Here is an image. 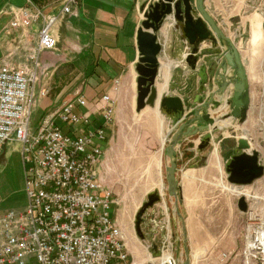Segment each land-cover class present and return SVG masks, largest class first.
Returning <instances> with one entry per match:
<instances>
[{"label": "crops", "instance_id": "1", "mask_svg": "<svg viewBox=\"0 0 264 264\" xmlns=\"http://www.w3.org/2000/svg\"><path fill=\"white\" fill-rule=\"evenodd\" d=\"M29 1L39 6L44 14L58 13L63 3V0ZM156 1L79 0V5L73 7L76 14L68 13L55 26L59 36L57 49L54 52L43 51L39 54L38 60L41 65L38 74L47 69L52 74L57 68L59 70L62 63H69V68L71 67L76 74L75 79L80 82L72 88L69 94H67L66 87L61 89V93L66 92L65 94L68 95L65 101L80 94L84 98L86 97L90 104L101 95L109 94L116 105L114 113L116 121V117L120 115L123 107L128 105L131 108L133 101L136 100L137 72L135 66L140 58L137 34L146 18L147 9ZM207 1L204 0V6L212 15L208 9ZM26 4H28V0H0V62L21 64L16 63L15 60L20 59L26 62L27 56L33 49L30 40L33 38L37 40L40 21L27 28L6 30L13 10ZM177 24L178 22L175 23L172 16H167L158 31V40L163 46V53L159 57L161 72L158 78L161 81L156 86L159 95L168 93L190 100L199 94L203 86L201 82L207 79L211 72L215 74V71L218 70L221 57L211 45H203L199 53L202 56L197 59L198 67L193 72L196 80L194 83L191 82L190 88H188L182 78L192 72L181 68V77L180 73L175 72V67L178 66L177 62L169 58L176 50H181L180 56L183 58L188 54L186 52L188 46L186 41L181 38V31L176 27ZM253 29L256 30V28ZM115 79H118L119 82L117 90L114 88ZM204 85L208 86L207 83ZM212 85L213 90L217 89L218 84L213 80ZM168 88H170L169 91ZM230 89L229 87L224 93L215 95V99L222 100L218 110L211 108L207 110L209 115L218 120L214 122V130L211 128L206 130L211 134L207 148L200 149L197 145L202 134L205 133L191 137L182 136L176 145V175L182 195L178 204L179 215L175 210L174 197L166 193L163 199L173 203L171 214L167 213V208L161 206V203H154L141 216L140 229L143 231V240L152 243L161 242L167 236L168 241L172 244L173 254L182 263L184 260L188 264H192V260L197 256L201 261H199L200 264H223L225 260H229L228 264H244L241 256L244 229L241 227L242 214L237 207L238 195L241 191L237 188L239 185L231 184L228 181V174L225 171L227 162L230 161L236 150L237 139L240 137L234 129L235 126H238V120L233 117L220 119L224 112L230 110L225 103V98L231 94ZM209 91L210 88L205 94L208 95ZM54 101L47 95L38 100L36 105L43 114L40 115V119L56 110L47 112L48 107L53 106ZM151 108L152 113L157 110L158 116L163 118L161 120H163L165 133L161 135L159 141L161 146L164 144L166 146L169 142V138L166 136L172 129L171 120L168 116L160 114L157 107ZM93 117L96 118V124L101 123L99 114ZM208 148L210 152L206 153ZM157 161L158 171L162 176L163 172L165 174V167L169 161L164 154ZM18 166L22 181V193L25 195L21 153ZM104 170V164H102L99 167L100 178L106 185V180L103 178ZM116 177L118 183L120 177L117 173ZM117 192L121 195L117 199L118 203L113 205L112 215H115L120 222L125 240H129L132 238L127 235L130 223L140 207L135 198L133 202H130L125 199L128 198L127 196ZM26 199L25 195V201ZM6 202L14 207L6 208L4 206ZM24 202L21 203L20 199L14 196V192L6 188L0 193V214L8 209L22 208L26 204ZM165 216H168L170 220L169 230L161 234L159 220L164 219ZM223 219L231 222L229 231L227 226L221 228L224 223ZM221 253L227 254L224 260H220ZM169 258L170 254H165L161 258V262L166 263Z\"/></svg>", "mask_w": 264, "mask_h": 264}, {"label": "built area", "instance_id": "2", "mask_svg": "<svg viewBox=\"0 0 264 264\" xmlns=\"http://www.w3.org/2000/svg\"><path fill=\"white\" fill-rule=\"evenodd\" d=\"M79 0H63L58 13L44 14L28 4L13 10L6 30L23 29L40 21L35 47L27 56L32 64L0 62V156L8 141L21 143L24 192L22 208L0 214V264H126L129 257L117 217L118 203L100 178L107 129L114 124L116 105L109 94L89 102L80 94L41 118L35 132L30 115L37 100L47 95L37 89L39 54L57 49V22ZM118 79L114 88L117 90ZM232 88V86H230ZM100 115L96 124L94 115ZM64 126V127H63ZM241 249L244 264H264V217L248 212ZM254 219V220H253ZM169 230L168 216L159 220ZM159 264H181L167 236L158 241ZM152 242L147 245L150 247ZM171 251V252H170ZM227 257L221 253L220 260Z\"/></svg>", "mask_w": 264, "mask_h": 264}, {"label": "rangeland", "instance_id": "3", "mask_svg": "<svg viewBox=\"0 0 264 264\" xmlns=\"http://www.w3.org/2000/svg\"><path fill=\"white\" fill-rule=\"evenodd\" d=\"M207 3L217 25L235 43L241 54L245 69H247V83L249 84L247 117L243 123H238V126H235L234 129L250 143L251 149L248 152L251 154L256 153L259 163L264 165V28L262 23L264 19V0H208ZM252 28H256V30H252ZM35 41L36 38L30 40L33 47H35ZM208 44L210 45V42L205 41L202 46ZM189 51L190 48L188 47L186 52ZM180 54L181 50H176L172 55L173 57L168 56L171 60L177 62L178 66L175 67V72L180 73L181 77V68L192 72L182 78L185 80V82H182L190 88L191 82L194 83L196 80L193 72L198 67V63L196 61L194 67H191L186 62V56L183 58ZM163 58L164 56L162 60ZM15 61L16 63H25L20 59ZM26 63L32 64L27 60ZM38 75L39 81L36 88L39 89L42 86L48 90L47 96L53 101L56 100L53 106L48 107L47 112L60 106L68 97L67 94L80 82V80L77 82L75 79L76 74H74L71 67L69 68L67 62L62 63L59 70L57 68L52 74L47 69L44 72L41 71ZM230 75L232 76V71H230ZM64 87L68 90L67 94H65L66 92L61 93V89H64ZM169 90L170 88H168ZM232 91L231 88L230 93ZM37 103L38 100L30 115V129L33 132L37 130L41 123L40 115H43L38 105H36ZM155 111L152 113V108L149 105L137 111L135 101H133L131 108L128 105L123 107L120 115L116 117L115 123L107 129L108 141L106 145L103 144V147L105 146V154L102 160L105 169L103 178H105L106 185L111 189L116 199L121 195L117 192L119 191L122 195L127 196L128 198L125 199L130 202H133L135 198L140 208L148 193L158 190L161 193V200L157 203H161V206L167 208V213L171 214L173 203L166 202L163 199V196L167 193L165 191L166 179L164 172L163 177L160 175L157 163V160L163 155V146H165V144L161 146L159 141L161 135L165 133L163 131L164 124L161 120L162 117L158 116L157 110ZM221 118L226 119L224 115ZM20 148L21 143L12 140L8 141L2 149L0 193L8 188L23 203L25 195L22 193V181L18 166ZM207 152H210L209 148L206 150ZM116 173L120 177L118 183ZM237 188L241 191L238 198L243 196L247 203V210L240 212L242 214L241 227L244 229L249 222L248 212H252L254 219L259 216L264 217V175L253 180L250 184L239 185ZM4 206L6 208L14 207L8 202L4 203ZM134 221L135 216L130 223L129 233H127L132 238L125 240L127 252H129L126 264H147L151 261L157 263L156 257L160 256L158 248L161 244L155 241L148 247L149 242H145L146 240L144 241L136 233ZM231 225V222L227 220L224 221L221 228L227 226L229 231ZM141 233L143 235L142 230ZM158 233L160 234V231ZM162 233H164V230ZM192 261V264H200L201 262L197 256ZM183 262L185 261L183 260ZM228 262L229 260H225L223 264H228Z\"/></svg>", "mask_w": 264, "mask_h": 264}, {"label": "water", "instance_id": "4", "mask_svg": "<svg viewBox=\"0 0 264 264\" xmlns=\"http://www.w3.org/2000/svg\"><path fill=\"white\" fill-rule=\"evenodd\" d=\"M146 18L143 20L137 34L139 46V60L135 66L136 79V110L143 109L146 105L157 108L159 113L168 116L171 120L172 129L166 138L169 142L163 148V154L168 158L169 164L165 167L166 191L174 197L176 213L179 215V202L182 198L177 179V152L176 145L182 136H193L202 134L197 145L200 149H206L209 145L211 134L206 132L208 128L214 130V117L209 115L208 108L218 110L222 100L215 99L232 86V93L225 98L229 106V112L224 113V118H236L241 124L246 120L249 105L247 69L242 61L241 54L235 43L224 34L217 25L213 16L206 10L204 0H157L147 9ZM167 16H172L174 22H178L177 28L181 31V38L186 41L190 51L187 54L186 62L194 67L199 57L201 46L204 41L210 42L212 48L220 54V64L215 74L209 75L201 82L202 88L199 94L188 98H181L178 95L168 93L158 96L156 79L160 73L159 57L163 46L158 40V31ZM264 28V19L262 21ZM224 47V49H221ZM212 71V70H211ZM232 71V76L228 74ZM212 80L218 84L217 89H212ZM208 84V86L204 84ZM210 88L209 94L205 92ZM222 98V96H221ZM186 110V112H185ZM237 147L230 161L227 162L225 171L227 179L234 185H246L264 175V165L259 163L256 153H248L251 149L248 140L240 136L237 139ZM161 200V193L153 190L148 193L146 200L142 202L141 208L135 215V230L138 236L144 238L141 233V216L154 203ZM237 207L240 211L247 210V203L243 196L237 200ZM155 250V248L153 247ZM158 253V251H157ZM187 264V261L181 263Z\"/></svg>", "mask_w": 264, "mask_h": 264}, {"label": "bare ground", "instance_id": "5", "mask_svg": "<svg viewBox=\"0 0 264 264\" xmlns=\"http://www.w3.org/2000/svg\"><path fill=\"white\" fill-rule=\"evenodd\" d=\"M160 68H161V64H160ZM160 68H159V71H160ZM161 72V71H160ZM160 74V73H159ZM158 77H159V75H158ZM157 77V79H156V83H155V86L157 85V83H160V81H161V79L160 78H158ZM157 92H158V87H157ZM161 94V93H160ZM158 96H160L159 95V92H158ZM155 107H157V103H156V106ZM163 262H160L159 264H162Z\"/></svg>", "mask_w": 264, "mask_h": 264}]
</instances>
